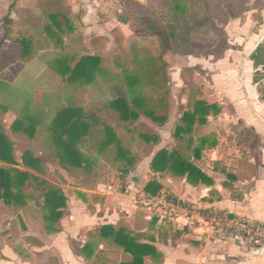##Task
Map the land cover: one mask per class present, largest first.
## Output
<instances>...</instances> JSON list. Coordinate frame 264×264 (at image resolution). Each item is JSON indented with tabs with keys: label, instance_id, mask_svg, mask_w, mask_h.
<instances>
[{
	"label": "rangeland",
	"instance_id": "obj_1",
	"mask_svg": "<svg viewBox=\"0 0 264 264\" xmlns=\"http://www.w3.org/2000/svg\"><path fill=\"white\" fill-rule=\"evenodd\" d=\"M135 2V0H77V8H86L87 4L93 8L82 9V14L88 16L82 15L80 18L77 12L71 13L68 2L45 0L41 6L46 11H56L59 15L57 21L61 32L52 38L45 31L46 27L51 25L50 20L42 11L37 14L29 10L30 15L27 13L23 16L16 15L12 12L23 8L22 0H0V40L4 35L2 23L5 16L12 14L17 22L23 20L30 24L29 27L13 26L10 29V36L0 50L1 58L7 64L0 72V104L2 106L10 104L11 98H4L10 91L21 99L20 103L23 106L28 105L30 115L38 119L35 137L30 139L22 133H15L13 129V125L20 118L19 109L6 111L0 108V131L13 144L19 169L26 170L21 165V157L25 151L42 155L51 148L48 126L56 109L64 104L67 95L64 80L57 71L56 61L68 59L77 62L83 56H98L102 60V66L116 80L114 84L123 88L117 65L131 61L133 45L149 48L157 56L163 55L168 65L171 83V109L167 124L172 126L181 124L182 104L186 105L189 94L198 97L200 91L210 85L208 77L210 68L204 62H208L211 57L210 64H213L223 58L225 51L230 48L233 49V54L245 57L249 53L244 51L246 46L255 35L260 34L264 25V0H144L143 8H139ZM143 17L151 18L157 25V30L150 31L141 25ZM69 26H72L73 31H69ZM167 26L172 28L171 31L176 38L170 42L169 49L163 52L158 41V31ZM239 32H243V47H239L237 43L235 45L234 37L239 36ZM22 40L30 42L29 50L24 56ZM263 40L258 41L264 46ZM243 64L244 61L238 65L239 72H243ZM252 74L254 90L262 99L264 68H254ZM258 79L260 81L257 82ZM118 90L115 85L98 79L96 84L79 88L76 93L84 105L102 106L115 99ZM108 123L114 128L127 158L132 160V166H128L127 161L116 158L115 148L103 153L92 146L86 147L83 152L89 159L95 185H102L105 190L117 195L125 190L129 181H133L134 178L138 180L145 178L143 176L147 167L145 156L149 149L139 136L150 134V130L154 133L152 128H155V124L144 117L131 128H121L112 119H109ZM0 167L7 168L3 163H0ZM43 171V174L36 175L64 190L67 210L73 211L78 219L84 218L89 212L86 207L77 205L76 202L80 200L79 194L89 188H83L80 181L70 178L57 163L55 155L48 159ZM125 171L128 172V176L124 175ZM139 173L142 174L141 177ZM25 194L38 196L39 192L27 188ZM127 197L123 204L127 209L121 207L120 212L117 211L121 217L125 214L127 216L130 208L136 205L134 197L131 199L129 194ZM26 204L33 207L37 205L35 201L33 203L30 200ZM38 209L36 213L43 216L45 213L43 209ZM114 210L112 206L111 213ZM24 211V207L6 206L0 201V254L3 251L7 256V260L0 264H45L51 255L50 242H47V249L43 252L34 250L35 246L28 244V241L32 242L28 240V236L32 234L26 232ZM81 226L79 225L80 228ZM88 228L89 226L85 227L83 232H77L78 237L84 238L85 230ZM28 252L32 260L27 263L19 258L18 254Z\"/></svg>",
	"mask_w": 264,
	"mask_h": 264
},
{
	"label": "crops",
	"instance_id": "obj_2",
	"mask_svg": "<svg viewBox=\"0 0 264 264\" xmlns=\"http://www.w3.org/2000/svg\"><path fill=\"white\" fill-rule=\"evenodd\" d=\"M44 1L22 0L23 8L18 6L12 13L23 16L26 13L30 15L29 10L37 14L42 11L48 18L58 17L56 11L48 12L41 6ZM64 1L69 3L71 13L77 12L80 18L83 10L93 9L88 4L86 8H77V0ZM135 1L144 7V0ZM21 25L30 26L28 21L17 22L12 14L7 15L3 19L2 30L11 32L13 26ZM69 31H73L72 26H69ZM239 34L241 36L234 37L235 45L237 43L239 47H243V32ZM261 35L264 36V25L260 34L250 40L244 51L248 52L256 46ZM232 50H226L223 58L213 64H210L211 57L208 62H204L210 68V85L203 88L201 95L197 97L208 105H217L220 113L209 116L205 125L194 126L191 134L182 135L183 140L175 137V128L181 124L170 126L168 121L164 125L153 124L155 128H151L159 138V143L151 149L146 145L149 149L145 156L147 167L143 172L146 179L134 178L128 182L125 190L114 195L110 190H105L104 186L95 185L94 181L86 185L63 170L70 178L80 181L83 188H89L79 194L80 200L76 202L77 205L86 207L89 213L78 219L73 211L66 209L56 226L57 231L48 232L42 222L40 224L39 220L33 219L31 213L36 214L41 207L30 204L26 207L28 210L24 211L23 221L26 232L32 234L28 236V240L32 242L28 241V244L35 246L34 250L43 252L47 249V242L51 243V255L45 264L132 263L131 254L112 240L99 235L100 228L104 226L126 230L139 244L151 246L153 249L144 258L143 264H264V249L243 248L230 243H204L202 231L196 226L186 225L188 222L182 218L173 222L162 221L158 217V208L144 205L168 199L201 216L225 213L231 217L264 223V98H259L254 90L252 73L255 66L250 60L252 54L242 57L237 53L233 54ZM243 61L244 70L239 72L237 67ZM188 104V99L186 105L182 104V116L190 110ZM161 150L179 153L196 171L190 178L174 171L153 172L152 160ZM127 174L125 171L124 175L128 176ZM141 175L139 173V177ZM152 181L162 186L159 195L144 193L145 186ZM128 194L131 199L134 197L136 205L130 208L127 216L125 214L121 217V207L127 209L123 204L128 199ZM112 206L115 210L111 213ZM37 215L40 217L38 212ZM87 226L89 228L85 230V237L79 238L77 232H83ZM88 243L92 248L87 252L88 258H85L80 250ZM1 256L0 262L7 260L3 251ZM18 256L27 263L32 260L30 252L20 253Z\"/></svg>",
	"mask_w": 264,
	"mask_h": 264
},
{
	"label": "trees",
	"instance_id": "obj_3",
	"mask_svg": "<svg viewBox=\"0 0 264 264\" xmlns=\"http://www.w3.org/2000/svg\"><path fill=\"white\" fill-rule=\"evenodd\" d=\"M139 8L142 5L136 4ZM57 16H50L51 25L45 29L48 36L57 37L61 32ZM150 31H156L157 25L148 17L140 21ZM58 30L56 32V30ZM171 27L158 31L159 45L163 52H166L176 36ZM10 31L5 30L0 40V50L6 43ZM23 56L30 47V42L22 40ZM264 46L260 45L251 56L255 68H264ZM57 71L62 76L67 95L64 104L59 106L49 126L50 146L42 155H34L32 151H25L21 157V165L26 170L19 169V162L14 155V146L5 134L0 131V163L7 168L0 167V201L6 206L24 207L27 212V201L33 200L36 206L41 207L45 212L43 216L32 214L34 220L42 222L46 231H57L56 226L64 216L67 209V198L64 192L41 179L36 174H43V167L50 157H54L60 167L70 176L89 184L93 181L89 159L83 152L86 147H95L100 152L106 153L115 148L116 158L127 161L132 166V160L128 159L126 152L121 147L114 128L108 125L109 119L121 128H131L137 124L141 117H144L157 125H164L168 121L170 112L171 85L168 74V65L163 55L157 56L146 47L133 45L131 49V61L120 63L119 80L123 88L117 86L113 75L102 66V60L98 56H83L79 61L59 60L56 61ZM7 66L0 54V72ZM102 79L111 85H115L118 96L102 106H86L83 104L76 90L85 86L96 84ZM260 81L259 79L257 82ZM77 88V89H76ZM76 89V90H75ZM198 95H201L199 93ZM11 98L10 104L1 105L6 111L19 109L20 118L13 125L15 133H22L33 139L36 133L38 119L30 115L28 105H22L21 99L14 96L12 92L4 97ZM14 98V99H13ZM189 111L181 118V125L175 128V137L183 140L182 135L191 134L194 126L205 125L211 115H218L220 109L217 105H208L205 101L199 100L191 93L188 98ZM149 130V128H146ZM140 140L146 145L153 147L159 143V138L150 130V134H140ZM197 151V148L195 149ZM149 153V152H148ZM153 172L174 171L180 175H187L190 178L196 171L193 166L177 152L170 153L166 150L158 152L151 163ZM33 173H32V172ZM35 173V174H34ZM33 188L38 191V196L25 194V189ZM162 186L156 181L149 182L144 193L150 196L159 195ZM29 212H31L29 210ZM42 227V226H41ZM102 237L110 239L116 245L122 247L125 252L133 256L130 264H143L144 258L150 255L153 249L149 245L139 244L131 233L126 230H115L112 226L100 228ZM90 243L86 244L81 255L88 258L87 252L91 250ZM0 254V259H1Z\"/></svg>",
	"mask_w": 264,
	"mask_h": 264
},
{
	"label": "built area",
	"instance_id": "obj_4",
	"mask_svg": "<svg viewBox=\"0 0 264 264\" xmlns=\"http://www.w3.org/2000/svg\"><path fill=\"white\" fill-rule=\"evenodd\" d=\"M144 205L159 209L158 217L162 221L186 220V225L196 226L202 231L204 243L212 245L233 244L243 248L264 249V223L253 222L225 213H211L201 216L197 212L177 202L163 199L147 202Z\"/></svg>",
	"mask_w": 264,
	"mask_h": 264
},
{
	"label": "water",
	"instance_id": "obj_5",
	"mask_svg": "<svg viewBox=\"0 0 264 264\" xmlns=\"http://www.w3.org/2000/svg\"><path fill=\"white\" fill-rule=\"evenodd\" d=\"M263 37H264V36L261 35L259 39H261V41H262V40H263ZM261 41H258V42L255 44L256 46L253 47L254 49L252 48V49L249 50V51H250V52H249V55H251V54L253 55V54L255 53V51H256V50L258 49V47L261 45ZM252 55H251V56H252ZM251 56H250V60H251Z\"/></svg>",
	"mask_w": 264,
	"mask_h": 264
}]
</instances>
